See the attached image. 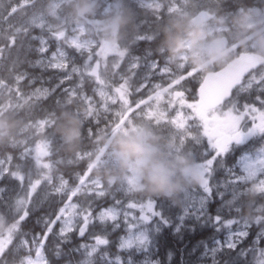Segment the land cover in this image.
Here are the masks:
<instances>
[{
    "label": "snow or ice",
    "instance_id": "6c2138e0",
    "mask_svg": "<svg viewBox=\"0 0 264 264\" xmlns=\"http://www.w3.org/2000/svg\"><path fill=\"white\" fill-rule=\"evenodd\" d=\"M40 3L41 0H28L25 8L30 9V12L16 20H13L14 12L2 18L0 61L4 63L0 72L7 75L0 74V85L12 87L17 96L36 108L41 107L43 101L57 89H61L62 101L78 100L84 106L87 139L95 136L96 129L102 122L106 126L119 124L128 117L151 121L162 132L170 135L177 152H187L196 161H200L197 162V168L201 191L189 189L183 193L180 211L176 222L173 223L167 213L173 209L175 203L168 199L142 196L138 198L132 195L136 183L134 177H129L123 186L110 190L101 181L89 175L92 169L88 164L85 172L77 174L78 183L70 187L63 176L58 178L57 183L53 175L54 164L44 161L45 157L53 154L58 145L57 138L50 134L51 128L54 127V121L51 119L54 110H47L35 120L38 128L37 138L26 141L22 147L19 159L25 163L9 168L6 165L11 164L14 156L7 152L2 153L3 158H0V179L7 174L17 182L16 189L0 187V219L11 225L7 231H0V264H52L45 255L48 248L51 247L54 255L60 257L64 246L71 244L76 236L85 239L90 237L93 241L81 243L73 249L76 252L82 251L84 258L79 264H137L132 258L133 253H148L150 246L155 242L154 234L159 233L162 227H172L176 233H180L187 226V221L193 222L191 228L196 225H210L217 232L227 230L225 240L214 239L212 247L204 244L203 255H210L212 264H220L217 256L225 251L229 257L235 253L237 259H229L224 261V264H242L239 257L249 254L252 255V260L243 264H264V247L261 246L264 242V226L249 248H241L236 252L238 245L249 236L250 227V221L243 218L241 197L250 182L264 187V179L259 178L264 177V160L249 164L239 173L227 169L224 183L217 182L215 191L210 183L217 168L222 165V156L228 150L230 142L240 139L242 133L239 125L242 121H251L250 132H264V65L245 67L231 76L221 73L214 78H205L189 67L183 58L175 69L168 61L161 67L151 47L142 56L132 55L129 48H114L107 50V54L116 60L113 65V77L105 79L99 72L101 48L88 39L86 27L74 24L70 27L54 28L47 22L42 8L38 7ZM129 3L132 7L138 6L154 13L150 21H143L148 23L149 27L141 29L135 41L147 42L150 46L156 44L159 38L151 25L164 15L172 14L181 8L180 0H129ZM260 3L264 4V0H260ZM106 5L110 6L108 0ZM232 7L236 8L237 5L233 4ZM247 7L261 8L249 5ZM32 29H39L41 35H31ZM45 33L58 42L56 50L51 52L50 56L47 55L50 42ZM25 37L36 42V47L31 49L41 57L36 63L60 74L53 88L41 87L26 91L34 81L26 72L18 70V58L10 59V56H5L6 51L11 53L17 46L18 40L22 47ZM64 45L84 58L82 65L77 66L76 58L64 49ZM157 73L161 77H168L166 86L151 84ZM74 75L79 76L76 82L73 81ZM133 77H140L135 82V92H141L151 86L147 99H139L135 102V107L129 101ZM89 81L94 85L93 96L84 91ZM192 81L199 85L198 99L187 103L185 91L182 89ZM66 82L69 86L63 87ZM96 95L102 101L101 106H97L94 100ZM60 103L61 100L56 101V105ZM117 104L118 110H112V106ZM185 107L191 110V115L184 114ZM170 109L175 112L174 116L169 115ZM40 132L44 133L42 137L39 136ZM203 138L207 139L211 151L198 150ZM186 141H190L191 147ZM33 143L35 147H29V144ZM89 155L90 152L84 150L76 154V159L83 160ZM29 157L32 158L31 161L28 160ZM109 192L120 193L124 199L113 195L114 202L111 206L100 207L98 200ZM226 192L232 201L231 206L228 203L226 206L235 209L237 218H226L224 205L214 216L207 210L211 197H223ZM54 200L57 202L56 209L46 212L36 220L40 231L35 228L24 231L32 213L40 209L45 202L51 207L50 202ZM94 204L99 207V211L93 207ZM136 209L139 211L134 214L133 210ZM121 221L126 235L120 238L118 248L132 251L127 259H123L119 254L110 258L107 250L110 244L108 231L109 228L113 231L119 229ZM255 222L264 224V215L257 216ZM57 225L58 230L55 227ZM143 264H159V261L145 259Z\"/></svg>",
    "mask_w": 264,
    "mask_h": 264
},
{
    "label": "trees",
    "instance_id": "16d2710c",
    "mask_svg": "<svg viewBox=\"0 0 264 264\" xmlns=\"http://www.w3.org/2000/svg\"><path fill=\"white\" fill-rule=\"evenodd\" d=\"M55 0H41L40 5L43 10V14H47L50 4ZM106 0H72L69 5L64 2L60 4L59 9L66 19V25L62 28L70 27L74 24H80L86 27L87 35L94 37L93 33L104 36L106 41L109 36L108 24L114 21V35L113 41L114 47L116 48H129L132 55H144L147 50L151 47L154 53L155 59L161 63L167 56L170 55V49L175 48L177 43L175 41H180L185 39L189 32H191L195 25L189 22V19H185L184 28L173 27L172 21L178 16V12L175 11L172 14H166L162 19L156 21L151 25L158 33V40L156 44L151 46L147 42L135 43L136 36L141 29H147L149 27L148 23H143V21H150L154 13L151 10L139 8L138 6L132 7L129 0H108V3L112 5V10L107 15H101L102 3ZM151 1V0H146ZM28 0H0V25H2V18L5 15H11L12 12L15 13L13 20H16L25 13L30 12V9L25 8V4ZM252 0H207L203 10L209 13V18L207 23L216 24L219 27L232 28L234 23L238 19L237 10L240 8H246L247 5H251ZM237 5L233 8L232 5ZM200 11V10H199ZM142 20V24L139 27V21ZM53 21V20H52ZM225 34V33H223ZM31 35H41L39 29H32ZM46 38L50 40V36L46 33ZM171 43L168 47L165 45ZM36 47V42L31 41L28 37H25L23 46H20V41L18 40L17 46L13 48L11 53L5 52V56H10V59H19L20 63L18 65V70L20 72H26L28 76L34 81L26 91H32L35 88H40L47 86L46 88H53L57 83L58 79L55 77L52 71L40 67L36 62L40 59V56L31 49ZM66 51L73 55L78 60V55L67 45H64ZM246 51L255 52L257 54L263 55L262 51L259 49H247ZM239 50L235 49L234 52H229L227 59L233 58L238 55ZM264 56V55H263ZM81 59V58H79ZM116 60L113 57H109L106 60L103 58L100 60L99 72L101 76L105 79H111L113 77V65ZM3 61H0V70L3 68ZM81 63V62H78ZM219 68L218 65H214L213 68H208L207 70H215ZM139 71V70H138ZM0 74L7 75V73L0 72ZM118 79V78H117ZM91 82L86 83L85 89L88 95H93L90 90ZM115 86V85H114ZM113 86V87H114ZM133 88L130 89L131 95L129 96V101L134 105L133 98L138 96H143L142 93L134 95ZM198 83L193 84L192 92L196 91ZM63 97L61 95V89H57L56 92L45 101H43L42 106L36 108L30 102H26L22 97L17 96L14 89L10 86L0 85V158H3L2 153L10 152L14 156L11 164L6 165L9 168H14L17 164H23L24 161L20 160V153L22 147L26 141H32L37 138L38 131H33L30 129L31 125L35 124V120L42 115L47 110H54L51 113V119L54 121V127L51 128L50 134L55 136L58 140L57 149L53 151L50 157H45V162H52L54 164L53 175L55 181L58 183V178L63 176L65 180L69 182V186H73L78 183L77 174H82L86 171L89 161L91 160L92 154L96 147L100 146L105 137L103 133L104 124L96 129V134L92 139L86 138V128L87 120L81 115L82 104L78 100L72 101H62ZM61 100L59 105H56V101ZM259 107V105H257ZM119 104L112 107V110H118ZM76 119L81 125V135L79 142L75 150H69L67 143L65 142L64 136L62 135L60 129L68 125L72 120ZM134 125L137 127L136 131H142L147 135V143L150 146L158 147V149L153 152L155 154V159L163 161L164 163L180 160L181 158H188L194 162H200L195 160L193 156L189 155L187 152L175 150L174 142L171 145L170 151L162 148L161 143L164 141V137L161 136L164 132L155 126L151 121L140 119L137 117L133 118ZM44 133L40 132L39 136H43ZM141 138V137H140ZM143 139V138H142ZM260 142L258 140L250 139L243 145L231 144L228 150L222 156V165L218 167L214 173V178L210 182L213 191L216 190L217 182L223 184L227 177V169H235V164L237 158L243 152H251L255 148L259 147L261 143L264 144V133L261 136ZM186 144L191 147L190 141H186ZM29 147L34 148L35 145L29 144ZM211 149L202 141V144L198 146L199 151ZM88 150L90 155L83 159L77 160L76 154ZM29 161L32 160L31 157L28 158ZM69 161H72L69 163ZM90 176L103 175V172H93L89 174ZM35 178V177H34ZM0 187L6 189H16L17 182L11 179L7 174L3 179H0ZM197 191H201L198 186L192 188ZM223 191V189H221ZM227 193V192H226ZM142 197H156L151 195L150 192H146L145 189L138 193L132 194ZM109 195L98 200L100 207H106L108 205L107 201ZM228 196L224 195L213 196L209 200L208 212L211 215H215L219 210V205ZM117 198H120L119 196ZM158 198V197H157ZM59 198L57 197V200ZM75 199V198H74ZM164 199V198H161ZM242 214L243 218L250 221V227L248 229L249 236L244 239V241L238 245L236 252H239L241 248H249L252 245V241L255 239L257 234L260 232L261 227L264 224H257L255 219L257 216L264 215V193L256 195H244L242 194ZM51 207L49 203L45 202L43 206L35 210L30 218L29 223L24 228V231H31L35 228L36 231H40V226L36 225V220L38 217L43 216L46 212L54 211L57 207V202L51 201ZM96 210H99L97 205H93ZM263 207L262 209H259ZM180 204H174L173 209L167 214L171 217L173 223H175L174 216L179 213ZM224 215L226 218H237L234 208L224 209ZM193 222L187 221V226L182 229L180 233H173L172 227H162V230L155 235V242L150 246V258L155 261H159V264H196L199 255H202L204 250V244L206 243L209 247L213 245V240H219L227 235V230H221L217 232L214 228L204 225H196L191 228ZM11 225L3 219H0V231H7ZM58 229V225L55 226ZM235 229V226H234ZM98 231V230H97ZM122 230L117 229L115 231L109 228L108 238L110 244L107 246V250L110 253V257H115L119 254L121 257L124 256L125 252H119L116 250L118 245V240L121 236ZM91 238H80L74 237L71 244L64 246L63 254L60 257L54 255L51 247L48 248L45 255L52 262V264H64L71 263L76 264V262L81 261V252L73 251L74 248L78 247L81 243H91ZM264 247V242L261 244ZM217 259L220 264H224V261L229 259L236 260L237 257L235 253L231 257L227 252H221L218 254ZM242 262H247L252 260V255L249 254L245 257H239Z\"/></svg>",
    "mask_w": 264,
    "mask_h": 264
},
{
    "label": "rangeland",
    "instance_id": "374dc122",
    "mask_svg": "<svg viewBox=\"0 0 264 264\" xmlns=\"http://www.w3.org/2000/svg\"><path fill=\"white\" fill-rule=\"evenodd\" d=\"M87 1H89V0H87ZM63 2L66 5H69L72 2V0H55V1H53L50 4L49 9L47 10L48 15L44 14L47 18V22L50 25H52L54 28H57V29L62 28L64 25H66V19L64 18L63 14L60 12V9H59L60 4ZM146 2H151V1H146ZM108 4H110V3H108ZM181 4L182 5L184 4L183 1ZM102 5L103 6L101 9V15L109 14L112 10V5L110 4V6H107L106 1L103 2ZM258 8H260V9L251 8L248 11L241 12L240 17L236 20V22L234 23V26L232 28H225V27L223 28V27L217 26L216 24H209V23H207V20L193 24V25H195V28L198 27L203 32V34H204L203 39L200 40L198 44L194 45L193 39H192V32L195 29L194 28L191 32L188 33V35L185 39H182L178 43V45H176L175 48H173L175 50L170 49L169 57L164 59L163 64H161L160 66L163 67V65L166 63V61H168L171 65V67L173 69H175V66L180 62L181 58H183L189 67L195 69L199 75L204 76V74L206 72L210 71V70H207L208 68H210V67L213 68L214 65H218V67L221 68L230 59H232V58L227 59V56H228L229 52H231V51L234 52L235 49H238L239 53L240 52H251V51H246L249 48L259 49L262 51V53L264 55V43L260 42L261 40H264V4L262 6H259ZM196 9L197 8L194 5H190L188 8V11H184L183 8H180V10L177 12L179 13L180 18H188L189 22L191 23V19L194 18L200 12V11L199 12L194 11ZM192 11H194V12H192ZM113 25H114V21H111L108 24V27L110 28L109 29L110 34L107 37L108 41H106V39H104L105 38L104 36L98 35L96 33H93L94 37H91V36L87 35V31H86V35H87L88 39L93 41L95 44L99 45L101 48L100 60L103 58L106 60L107 58L112 57L111 55L107 54V50L116 48V47H114V43H112L113 35L115 33ZM223 33H225V34H223ZM257 33L260 34L259 37L257 36ZM220 36H225L230 41L228 47L222 52H218V51L214 50V48H213V40H215L216 38H218ZM49 42H50L49 43V53L47 54L48 56L51 55V52L56 50L57 43H58L57 41H55L51 38H50ZM64 49H65V47H64ZM71 50L74 52V54L78 55V60L76 59L77 66L82 65L84 58L80 57L79 54L76 53L73 49H71ZM71 56H73V55H71ZM236 56H234V57H236ZM213 57H215V58H213ZM79 58H81V59H79ZM40 59H41V57H40ZM78 62H81V63H78ZM38 65L40 67H43L40 64H38ZM219 68H217V69H219ZM48 70L52 71L57 79L59 78V76H60L59 73H57L51 69H48ZM156 76L160 77V80L162 81V85L166 86V84L168 82V77L167 76L161 77V75L159 73H157ZM78 80H79V76L74 75L73 81L76 82ZM153 84H157V83H153ZM158 84H160V83H158ZM68 86H69V83L66 82L63 87H68ZM89 86H90L89 87L90 90L92 91V88L94 85L91 83ZM198 86L196 87V91L194 93L192 92L191 89H189V87L186 88V86H185V89H182L185 91V100L187 103H192L196 99H198V95H197ZM44 88H46V87H44ZM84 91L88 95V93L86 92V89H84ZM150 92H151V86L149 85V87H147L146 96L143 99L146 100L147 96L150 94ZM188 92H190V93H188ZM134 93L136 94L139 92H134ZM89 96H93V95H89ZM94 100L96 101L97 106L102 105V101L98 95L94 96ZM135 102L136 101H134L133 107H135ZM183 112L185 115H191V110L186 108V107L183 109ZM109 114H111V113H109ZM81 115L84 117V120H87L86 115H85V108L83 105H82ZM103 115L104 114L102 113L101 119H103ZM169 115L174 116L175 112L170 109ZM133 118L134 117H128V118H126V121L120 122L119 124L113 123V124L107 125V126L103 122L101 123V124L105 125V126H103V131H105L104 132L105 137L103 139L102 144L100 146L96 147L95 151L93 152L91 160L89 161V165H91V169L93 170V172H103L104 176L103 175H97V176H92V177L95 180L101 181L110 190L112 188H119V187L123 186L129 177H134L136 183H135V188H134V191L132 194H135V193H138L141 190L145 189V187H144L145 181L141 179V177L138 175V171H137L138 168L141 167V162L137 161L134 166L129 167V168L122 171L120 166H119V159L117 156V150L115 148L116 140L119 137L131 136V137H136L137 139L147 138L146 133H144L142 131L141 132L136 131L137 127H135V125H134ZM147 121H149V120H147ZM189 123H191V121H189ZM251 127H252L251 121H248V120L242 121L239 125V130L242 133L240 139L238 141H236V140L231 141L229 146L231 144L243 145L244 143H246L250 139H253L255 141L258 140V143H259L260 142L259 140H260V138L264 132H259V131L250 132ZM30 129H32L33 131H38L36 124L31 125ZM163 135H165L166 138L169 139V141H170V139L172 140L170 135H168V134H163ZM201 135H202V130H201ZM203 141L208 146L207 139L203 138ZM172 142H171V144L167 145L165 150L170 151V149L172 147L171 146ZM147 145L151 149L152 152H155L158 149V147L150 146L148 143H147ZM260 160H264V144L263 143H261L259 147L255 148L251 152L241 153V155L237 158L234 171L239 173V172L243 171V169L246 166H248L249 164H255ZM162 163H164V162H162ZM259 178L264 179V177H259ZM263 193H264V187L258 185L255 182H250L245 187V190L243 192L244 195H247V194L248 195H256V194H263ZM108 195H109V197H108L109 201H107V203H108L107 206H111V204L114 202L113 201V195H115L116 198L119 196L120 198H118V199H124V197L120 193L109 192V194H107V196ZM231 203H232V201H230L228 204H231ZM262 208L263 207H260L259 209H262ZM138 211H139L138 209L133 210V213L136 214V213H138ZM154 226L155 225H152V227H154ZM119 229L122 230V233L120 236V238H121V237L126 235L122 221H121V227ZM227 235H228V233H227ZM227 235L224 236V238L219 239V240H221V241L225 240ZM77 237H79V236H77ZM120 238H119V240H120ZM119 240H118V244H119ZM116 250L119 252H125L124 256L122 257L123 259H127L129 252L132 251V250H121L118 248V245H117ZM203 253H204V250H203ZM203 253L201 255V258L212 261L210 255L204 256ZM81 254H82V251H81ZM33 257H34V253H33ZM81 258L82 259L84 258L83 255ZM110 258H114V257H110ZM132 258L137 262V264H143V261L145 259H151L150 258V248H149L148 253L134 252ZM79 262H76V264H79ZM68 264H71V263H68Z\"/></svg>",
    "mask_w": 264,
    "mask_h": 264
},
{
    "label": "clouds",
    "instance_id": "9594fccd",
    "mask_svg": "<svg viewBox=\"0 0 264 264\" xmlns=\"http://www.w3.org/2000/svg\"><path fill=\"white\" fill-rule=\"evenodd\" d=\"M185 19H174L171 23L173 27L178 29L184 28ZM203 35V32L198 27L193 30L192 39L194 45L203 39ZM257 36L259 37L260 34L257 33ZM260 42L264 43V40ZM175 43L178 45L179 42L175 41ZM60 131L69 150H75L81 135L79 121L72 119ZM115 148L122 171L134 166L137 161L141 162V167L137 171L141 179L145 181V191L158 198L168 199L176 204H181L183 193L200 183L197 162L188 158H181L168 163L159 162L148 147L147 138L119 137L116 140Z\"/></svg>",
    "mask_w": 264,
    "mask_h": 264
},
{
    "label": "water",
    "instance_id": "95a60500",
    "mask_svg": "<svg viewBox=\"0 0 264 264\" xmlns=\"http://www.w3.org/2000/svg\"><path fill=\"white\" fill-rule=\"evenodd\" d=\"M208 17L209 14L207 11H200L194 18L191 19V23L195 24L202 21H206ZM228 45L229 41L225 36H220L213 40V48L218 52L224 51L228 47ZM256 65H264L263 56L254 52H241L236 57L230 59L221 68L206 72L203 77L214 78L215 76L221 73L226 76H231L245 67H255ZM197 186L199 187V185Z\"/></svg>",
    "mask_w": 264,
    "mask_h": 264
},
{
    "label": "bare ground",
    "instance_id": "6f19581e",
    "mask_svg": "<svg viewBox=\"0 0 264 264\" xmlns=\"http://www.w3.org/2000/svg\"><path fill=\"white\" fill-rule=\"evenodd\" d=\"M182 1H183V3H184L183 5L181 4ZM206 1H207V0H180V5H181V8H183L184 11H188V8H189L190 5H194V6L197 8V9L194 10V11H198V12H199V10H200V11H206V10H203V8H204V6H205V4H206ZM262 5H263V4L260 3V0H252L251 5H249V6H257V7H259V6H262ZM249 9H251V8H249V7L241 8V9L239 8V9L237 10V17L239 18L241 12L248 11ZM194 11H192V12H194ZM175 17H176L175 19H180V17H179V13H178V16H175ZM141 24H142V20L139 21L138 25H135V27H139ZM180 41H181V40H180ZM180 41H179V42H180ZM170 43H171V40H170L169 44L165 45L164 47H168V46L170 45ZM167 57H169V56H167ZM167 57H166V58H167ZM166 58H165V59H166ZM163 62H164V60L160 63V65L163 64ZM138 79H140V77H133V78H132V80H133V85H136L135 82H136ZM153 83H160V84H162V81L160 80V77L155 76V77H153V79H152V81H151V84H153ZM194 83H195V82L192 81L191 83H187L185 86H186V88L189 87V89L192 90V88H193V84H194ZM43 87H47V86H43ZM134 92H135V90L133 89V93H134ZM139 93H142L143 96H138V97L133 98L134 101H138L139 99H143V98L146 96L147 88L142 89L141 92H139ZM188 93H190V92H188ZM137 94H138V93H136V94L134 93V95H137ZM102 131H103V130H102ZM104 132H105V131H104ZM104 132H103V133H104ZM163 134H165V133H163ZM163 137H164L165 139H164V141L161 143V146H162V148L166 149L167 145H168V144H171V142H172L173 140L170 139V141H169V139H167L165 135H162V136H161V139H162ZM172 144H173V142H172ZM160 162H163V161H160ZM225 195L228 196V197H227V198H224V200H223V201L221 202V204L219 205V208H218V209H221L222 205L225 206L224 209H229V207H227L226 205H227V203H229V202L231 201V200H230V199H231V196L228 195L227 193H225ZM228 200H229V201H228ZM208 204H209V202H208ZM231 204H232V203H231ZM231 204H229V206H231ZM207 209H208V205H207ZM177 214H178V213H177ZM177 214H175V216H174L175 222H176V216H177ZM172 232L175 233L174 229H173ZM64 264H68V263H64ZM196 264H212V261H211V260H207V259H203V258H201V255H199Z\"/></svg>",
    "mask_w": 264,
    "mask_h": 264
},
{
    "label": "flooded vegetation",
    "instance_id": "af4514ba",
    "mask_svg": "<svg viewBox=\"0 0 264 264\" xmlns=\"http://www.w3.org/2000/svg\"><path fill=\"white\" fill-rule=\"evenodd\" d=\"M264 57V56H263Z\"/></svg>",
    "mask_w": 264,
    "mask_h": 264
}]
</instances>
